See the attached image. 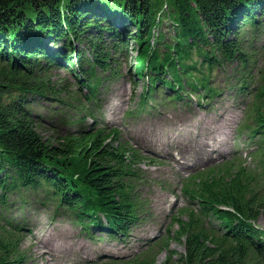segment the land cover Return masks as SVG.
Instances as JSON below:
<instances>
[{"label": "trees", "instance_id": "16d2710c", "mask_svg": "<svg viewBox=\"0 0 264 264\" xmlns=\"http://www.w3.org/2000/svg\"><path fill=\"white\" fill-rule=\"evenodd\" d=\"M168 4L171 41L157 29L151 0H0V264L25 262L21 245L36 205L67 216L93 240L103 234L123 240L139 221L142 157L92 111L103 81L120 74L131 40L137 48L131 74L146 80L137 110L192 95L210 104L228 93L216 83L224 74L227 91L243 105L236 135L258 162L255 172L236 157L185 179L191 206L182 211L186 218H174L184 251L164 264H264V230L256 225L264 212V0ZM53 66L68 68L77 87L66 80L54 86ZM52 94L95 124L44 139L27 98ZM81 95L85 103L74 106ZM11 171L16 180L8 179ZM26 190L38 195L30 200ZM151 251L83 264H155Z\"/></svg>", "mask_w": 264, "mask_h": 264}, {"label": "rangeland", "instance_id": "374dc122", "mask_svg": "<svg viewBox=\"0 0 264 264\" xmlns=\"http://www.w3.org/2000/svg\"><path fill=\"white\" fill-rule=\"evenodd\" d=\"M151 1L160 20L157 29L164 40L171 41L174 31L171 19L166 15V5L172 0ZM79 46L85 47L82 43ZM136 49V44L129 41L128 51L120 57L117 66L120 74L110 75L103 81L104 87L99 89L96 106H91L98 124L119 128L121 137L127 139L142 157L136 185L142 201L139 221L131 227L125 240L107 237L90 240L67 216L54 215L51 210L36 205L38 207H31L35 209L30 212L32 232L21 245L26 256L23 264H79L84 260L107 261L111 258L128 261L149 249L152 251L148 256L155 260V264H164L170 254L173 260L184 251L183 239L174 237L177 229L174 218H186L182 211L191 206L182 191L185 179L192 171L209 170L234 161L230 150L238 138L235 131L244 114L242 104L233 92L227 91L224 74H216L220 79L216 83L228 93H220L210 104H199L192 95L189 102L187 99L175 104L158 102L154 107L136 112L140 104L139 95L146 84L144 77L134 79L131 74ZM223 69L228 70L229 67L224 66ZM70 72L68 68L53 66L52 84L59 88L66 80L70 87L76 88ZM84 91L83 87L81 92ZM54 98V94L43 99L27 98V106L33 110L44 139L52 140L78 128L89 129L95 124L92 116L78 112L75 107H64ZM82 103L85 100L81 95L72 104L78 107ZM60 117L71 121L68 124L58 121ZM76 118L80 121H72ZM240 151L237 156H241V160L245 158L243 164L258 172L256 159L246 156L243 148ZM7 177L16 180L12 171ZM26 192L23 195L26 193L25 197L30 200L38 195L34 190ZM212 221L217 222L216 219ZM256 225L264 230V212L257 218Z\"/></svg>", "mask_w": 264, "mask_h": 264}, {"label": "bare ground", "instance_id": "6f19581e", "mask_svg": "<svg viewBox=\"0 0 264 264\" xmlns=\"http://www.w3.org/2000/svg\"><path fill=\"white\" fill-rule=\"evenodd\" d=\"M238 127H239V125L237 126V130H238ZM94 260H96V259H94ZM94 260L90 259V261H94ZM87 261H89V260H87ZM79 264H81V262H79Z\"/></svg>", "mask_w": 264, "mask_h": 264}]
</instances>
